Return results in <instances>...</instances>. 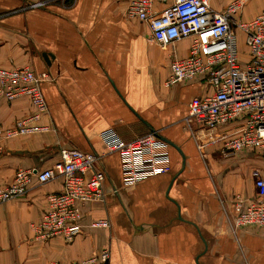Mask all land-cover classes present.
I'll return each instance as SVG.
<instances>
[{
  "label": "crops",
  "instance_id": "obj_1",
  "mask_svg": "<svg viewBox=\"0 0 264 264\" xmlns=\"http://www.w3.org/2000/svg\"><path fill=\"white\" fill-rule=\"evenodd\" d=\"M47 1L45 7L31 3ZM224 11L237 0H208ZM244 3L251 21L264 0ZM167 5H156L158 13ZM128 0H0V66L48 72L42 83L52 130L7 141L0 157V187L20 169H46L63 149L101 156L104 199L82 206V234L73 241H41L30 228L48 209L62 180L33 183L26 195L0 204V264L78 262L108 249L110 264H264V228L235 227L245 204L257 199L255 171L264 158L251 151L223 157L217 145L202 153L200 131L187 124L189 103L205 94L200 80L168 83L172 51L189 54L192 39L169 50L150 40L148 23L127 16ZM240 48L244 49L243 34ZM29 99L0 100V126L34 113ZM115 130L130 141L156 132L169 144L172 170L133 187L122 181L120 157L100 133ZM108 219V228H91Z\"/></svg>",
  "mask_w": 264,
  "mask_h": 264
},
{
  "label": "built area",
  "instance_id": "obj_2",
  "mask_svg": "<svg viewBox=\"0 0 264 264\" xmlns=\"http://www.w3.org/2000/svg\"><path fill=\"white\" fill-rule=\"evenodd\" d=\"M128 1L127 16L148 23L150 40L162 49L192 39L186 57L172 51L168 83L200 80L209 88L191 99L186 121L191 131L204 133L199 150L203 153L217 145L226 158L245 151L264 158V11L251 21H241L238 15L244 3L238 0L222 12L208 0ZM46 3L34 2L30 8L45 7ZM168 3L163 12H157L156 5ZM239 33L243 34L245 57ZM51 78L50 73H36L30 67L0 66V100L27 98L35 110L10 127L0 126V157L7 141L52 130L40 123L49 110L41 85ZM100 139L108 152L119 155L125 187L172 170L169 144L156 132L126 141L115 130L107 129L100 133ZM100 161L101 156L92 152L63 149L46 169L18 170L10 185L0 187V204L23 197L33 183L45 185L61 179L62 190L48 195L47 211L30 228L38 240L60 237L71 242L83 231L82 206L104 199L107 177ZM253 176L258 198L241 208L236 228H264V176L258 171ZM109 226L108 219L90 224L91 228ZM110 258V251L104 249L78 262L51 264H110Z\"/></svg>",
  "mask_w": 264,
  "mask_h": 264
},
{
  "label": "rangeland",
  "instance_id": "obj_3",
  "mask_svg": "<svg viewBox=\"0 0 264 264\" xmlns=\"http://www.w3.org/2000/svg\"><path fill=\"white\" fill-rule=\"evenodd\" d=\"M129 19H130V18H129ZM130 20H132V19H130ZM155 45H156L157 47H159L158 44L155 43ZM242 50H243V49H242ZM242 53H243V56L245 57V49H244V51H243Z\"/></svg>",
  "mask_w": 264,
  "mask_h": 264
},
{
  "label": "water",
  "instance_id": "obj_4",
  "mask_svg": "<svg viewBox=\"0 0 264 264\" xmlns=\"http://www.w3.org/2000/svg\"><path fill=\"white\" fill-rule=\"evenodd\" d=\"M164 140V139H163ZM165 141V140H164Z\"/></svg>",
  "mask_w": 264,
  "mask_h": 264
}]
</instances>
